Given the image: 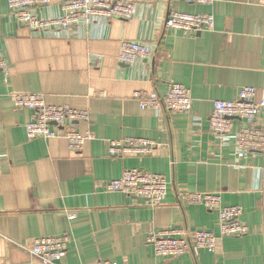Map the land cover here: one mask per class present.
<instances>
[{"label":"crops","instance_id":"crops-1","mask_svg":"<svg viewBox=\"0 0 264 264\" xmlns=\"http://www.w3.org/2000/svg\"><path fill=\"white\" fill-rule=\"evenodd\" d=\"M66 1L51 0L37 13L58 17ZM173 12L213 15L214 29L194 35L168 30ZM123 41L148 44L153 54L123 64ZM0 52L6 62L0 70V264H42L21 246L61 236L70 243L58 264H264L263 159L239 156L233 143L220 145L209 126L216 100H235L245 87L256 88L261 99L264 0H142L130 22L113 19L59 34L20 25L8 0H0ZM171 84L191 90L190 112L142 110L134 97L166 96ZM16 94H41L48 106L88 112L89 122L78 129L95 140L80 152L63 138L29 140L31 112L15 108ZM241 124L234 120V129ZM127 138L157 147L146 157L109 158V141ZM134 168L168 180L161 206L105 190ZM184 192L218 193L224 206L241 207L249 233L220 239L215 254L158 256L146 243L151 232L219 234L217 213L187 202Z\"/></svg>","mask_w":264,"mask_h":264},{"label":"built area","instance_id":"built-area-1","mask_svg":"<svg viewBox=\"0 0 264 264\" xmlns=\"http://www.w3.org/2000/svg\"><path fill=\"white\" fill-rule=\"evenodd\" d=\"M167 2L170 0H166ZM189 3L210 4L212 0H186ZM142 0H69L61 4V15L54 18H41L38 11L51 5V0H8L10 11L20 25L37 33H63L72 28H81L121 19L130 22L135 19ZM215 26L213 15L171 13L166 20V28L184 34H199L212 31ZM152 46L142 42L123 41L119 61L126 65L152 56ZM6 66L0 52V70ZM261 99L257 101L258 90L254 87L242 88L235 100H216L209 118L210 131L220 145L233 143L237 154L247 157L261 155L264 167V87L260 91ZM135 99L142 110L161 113L163 108L171 113L186 114L193 108L191 90L171 84L166 96L153 92H137ZM15 108L27 109L31 119L26 125L29 140L43 138L47 140L63 138L70 150L80 152L87 142L95 140L91 132L82 134L79 123L89 122L88 112L68 107L48 106L41 94H16ZM241 120V126L234 129V120ZM157 144L142 138L110 140L108 156L111 159H123L128 156L146 157L151 155ZM2 157L0 154V173ZM105 190L118 192L146 201L153 207L163 204L168 194V180L140 168L128 169L121 178L107 182ZM187 202L199 204L218 215L219 234L205 229L165 230L151 232L146 243L154 247L156 254L163 258H176L185 254L198 257L201 250L217 252L218 241L223 238H241L249 233V227L243 221V210L238 206H224L218 193L184 192ZM69 219L76 214L69 213ZM69 236L42 237L34 240L33 245L21 248L29 252L42 264H58L67 254ZM93 264H116L98 261Z\"/></svg>","mask_w":264,"mask_h":264}]
</instances>
